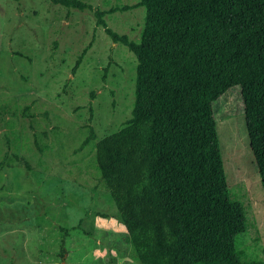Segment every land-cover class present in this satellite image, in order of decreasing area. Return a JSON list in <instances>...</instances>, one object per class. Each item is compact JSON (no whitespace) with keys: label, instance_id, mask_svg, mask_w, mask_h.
<instances>
[{"label":"rangeland","instance_id":"374dc122","mask_svg":"<svg viewBox=\"0 0 264 264\" xmlns=\"http://www.w3.org/2000/svg\"><path fill=\"white\" fill-rule=\"evenodd\" d=\"M84 1L108 10L137 0ZM104 19L138 39L144 8ZM134 67V55L110 39L92 11L0 0V264H140L94 166V145L78 148L89 127L98 138L129 116ZM27 105L31 116L22 114ZM212 110L230 197L245 208L248 228L238 248L245 261L264 260V190L240 86L221 94Z\"/></svg>","mask_w":264,"mask_h":264},{"label":"trees","instance_id":"16d2710c","mask_svg":"<svg viewBox=\"0 0 264 264\" xmlns=\"http://www.w3.org/2000/svg\"><path fill=\"white\" fill-rule=\"evenodd\" d=\"M49 1L92 11L110 39L135 57L129 116L98 138L89 127L78 147L94 145V166L135 259L264 264L245 261L238 248L248 228L245 208L230 197L212 110L214 100L240 86L264 190V0H137L108 10L84 0ZM136 7L144 8L138 39L106 24L105 14ZM28 109L22 114L31 116ZM12 156L28 169L24 158Z\"/></svg>","mask_w":264,"mask_h":264}]
</instances>
